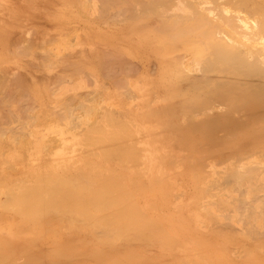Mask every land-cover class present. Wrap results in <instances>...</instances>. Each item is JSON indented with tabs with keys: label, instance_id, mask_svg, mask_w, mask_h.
<instances>
[{
	"label": "rangeland",
	"instance_id": "obj_1",
	"mask_svg": "<svg viewBox=\"0 0 264 264\" xmlns=\"http://www.w3.org/2000/svg\"><path fill=\"white\" fill-rule=\"evenodd\" d=\"M176 1L5 0L11 10L4 16L0 11V264L132 263L142 252L138 245L125 240L105 244L99 230L106 227L92 223L95 215H83L96 212L99 198L112 199L108 212L119 211L118 189L129 188L131 179L132 196L128 192L122 196L137 198L141 205L146 199L153 202L146 208L153 218L169 215L180 225L177 206H187L180 217L184 228L193 230L183 234L192 241L200 226L217 223L201 217L207 212L220 214L221 205L235 195L230 192L231 172L255 173L261 182L256 190L264 196V144L248 146L243 134L214 148L204 143L202 127L220 118L230 99L226 106L213 100L211 108L191 118L182 109L180 98H188V90L179 92L188 83L169 74L173 61L168 62L176 55L190 62L203 45L200 29L191 27L198 26L197 19L168 15ZM247 2L263 8L246 17L261 19L264 0ZM202 11L206 16V9ZM123 80H131L133 86L148 81L155 91L146 99L141 90L126 91ZM150 108L159 125L154 135L161 133L157 137L168 142L161 148L173 152L166 158L180 149L189 151L179 163L165 160L175 185L165 178L153 185L140 184V168L132 169L133 160H128L130 148H125V155H118L112 145L108 151L106 136H116L118 121L128 122V116L147 121ZM197 123L199 130L190 128ZM60 129L65 139L75 135L78 144L75 160L56 166L53 155L64 150L56 133ZM185 137L188 144H182ZM236 143L248 152L232 154L229 149ZM43 144L40 160L29 159L34 155L31 146ZM67 185L72 197H66ZM249 185V181L242 185L246 196L251 195ZM210 233L212 239L206 243L215 244L230 264H252L248 251L257 254L256 264H264V253L255 243L264 235L253 240L235 232L233 244L230 236L219 239V233ZM160 252L146 257L162 259L157 256ZM215 256L200 259L210 262Z\"/></svg>",
	"mask_w": 264,
	"mask_h": 264
},
{
	"label": "bare ground",
	"instance_id": "obj_2",
	"mask_svg": "<svg viewBox=\"0 0 264 264\" xmlns=\"http://www.w3.org/2000/svg\"><path fill=\"white\" fill-rule=\"evenodd\" d=\"M162 7V3L159 4L158 10L160 11ZM229 7L233 8V13L230 12ZM262 8L250 6L247 0H224L221 3L218 0H177L174 8L168 12V15H177L183 19H197L195 21L198 26L191 27L200 29V42L203 45L197 54H193L194 58L190 62L177 55L174 56V60L168 62L169 64L173 61V65L168 67L169 74L182 80L183 83H188L186 89L181 88L179 92L181 94L182 91L185 93L188 90V98L184 99L180 95L181 105L185 104L182 109H185L188 117L191 118L205 108H211L213 100L226 106V99H230L229 108L220 113V118L214 117L206 121L202 127L204 143L212 148L217 147V143H223L226 138L238 139L239 134H243L248 146L254 145L259 148L264 144V16L259 20L246 17L250 11L255 14ZM204 9L207 11L206 16L202 11ZM10 10L11 7L5 0H0L1 15H8ZM122 82L123 87L128 89L126 91L132 88L141 90L139 93L144 94L146 99H149L150 92L155 91L152 90L150 82L145 80L143 83L136 82L134 86L131 80ZM120 94L124 95L123 92ZM105 109L109 113L112 111L108 107ZM153 110V108L148 111L146 109L149 115L147 121L140 120L136 116H128V122L118 121L116 136L113 138L106 136L108 151L112 145L116 146L118 155H125V148L127 146L130 148L128 160L130 157L133 160L132 169L140 168L138 173L140 184L148 182L153 185L156 181L165 178L168 183L175 185L176 179L172 176V171L165 170V160L177 163L187 159L189 151L186 148L180 149L172 157L166 158V155H171L173 152L161 148L162 146L166 148L168 145L165 138L157 137L162 136L161 133L154 135L159 125L154 118ZM194 125L190 128L199 130L197 128H200V124ZM109 127L107 125V128ZM88 129H92V126ZM56 133L60 145H64V150L56 151L52 161L56 166H60V162L71 163L76 157L75 147L78 139L75 135L65 139V132L62 129ZM184 135L187 136V133ZM188 142L186 137L182 140V144ZM157 143L160 144L156 145ZM31 144H35V141L32 140ZM43 146L44 144L40 147L31 146L34 155L29 156V159L38 162L40 160L38 154ZM229 150L234 155L248 152V148H243L240 143L232 145ZM86 151L92 153L90 149ZM69 166L72 167L71 164ZM255 178L259 177L253 172L243 175L236 172L229 174L230 192L235 195L231 197V202L221 205L220 214L207 212L201 217L205 222L216 219L217 223L212 221L209 223L211 225L196 229L194 241L183 235L193 231L188 226L184 228L180 217L181 210L187 208L186 205L177 206V223H180L178 225L175 220L169 218V215L153 218L154 215H150L146 208H151L154 203L148 199L141 205L137 198L132 200V197L122 196L123 192H128L132 196V185L135 184L133 179L129 181L131 184L129 188L120 186L118 189L120 196L116 199V204L119 211L108 212L113 205L112 199L99 198L100 202L94 207L96 212L83 215H95L96 221L92 223L96 222L97 226L106 227L99 230L104 235L105 244L113 245L125 240L141 248L142 252L136 254V258L129 264H230L223 253L216 249L215 244L206 242L212 239L213 235L210 232L219 233V239L230 236L233 244H236L233 239L235 232L247 239L259 240L263 237L264 199L261 198L264 196L261 197L256 190L261 182ZM247 180L250 182V196L244 195L242 188L243 182L248 183ZM118 182L121 183L120 177ZM65 191L68 192L66 197L73 196L71 185H67ZM168 192L166 190L164 195ZM142 195L143 193L138 194L140 197ZM127 201L129 203H126ZM199 222L204 223L202 220ZM85 223L89 224L88 221ZM201 234L205 236H200ZM255 243H258L259 251L264 253V240ZM209 248L213 253L208 251ZM157 249L161 251L157 256L162 259H147V255L156 256ZM210 254L216 255L214 261L200 259L207 258ZM248 257L252 264L259 261L253 251H248Z\"/></svg>",
	"mask_w": 264,
	"mask_h": 264
}]
</instances>
